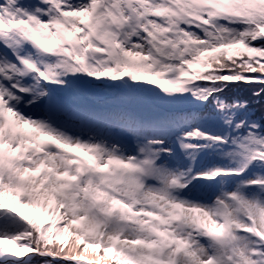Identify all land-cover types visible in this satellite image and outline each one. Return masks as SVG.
<instances>
[{"label":"snow or ice","instance_id":"1","mask_svg":"<svg viewBox=\"0 0 264 264\" xmlns=\"http://www.w3.org/2000/svg\"><path fill=\"white\" fill-rule=\"evenodd\" d=\"M262 99L264 0H0V264H264Z\"/></svg>","mask_w":264,"mask_h":264},{"label":"trees","instance_id":"2","mask_svg":"<svg viewBox=\"0 0 264 264\" xmlns=\"http://www.w3.org/2000/svg\"><path fill=\"white\" fill-rule=\"evenodd\" d=\"M252 108L258 116L264 113V99H262L259 104L253 103Z\"/></svg>","mask_w":264,"mask_h":264},{"label":"rangeland","instance_id":"3","mask_svg":"<svg viewBox=\"0 0 264 264\" xmlns=\"http://www.w3.org/2000/svg\"><path fill=\"white\" fill-rule=\"evenodd\" d=\"M229 94H230V95H231V94L245 95L246 93H245V91H244L243 89H239V90H238V89H232L231 92H230ZM38 219L43 220L44 217L41 215V216L38 217Z\"/></svg>","mask_w":264,"mask_h":264}]
</instances>
